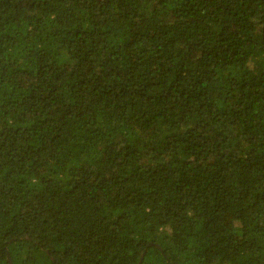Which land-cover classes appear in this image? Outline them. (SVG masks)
Returning a JSON list of instances; mask_svg holds the SVG:
<instances>
[{"label":"trees","instance_id":"1","mask_svg":"<svg viewBox=\"0 0 264 264\" xmlns=\"http://www.w3.org/2000/svg\"><path fill=\"white\" fill-rule=\"evenodd\" d=\"M9 261L264 264V0H0Z\"/></svg>","mask_w":264,"mask_h":264},{"label":"water","instance_id":"2","mask_svg":"<svg viewBox=\"0 0 264 264\" xmlns=\"http://www.w3.org/2000/svg\"><path fill=\"white\" fill-rule=\"evenodd\" d=\"M142 257V256H141ZM9 264H11V262L9 261Z\"/></svg>","mask_w":264,"mask_h":264}]
</instances>
